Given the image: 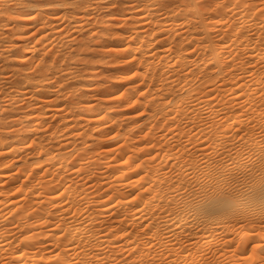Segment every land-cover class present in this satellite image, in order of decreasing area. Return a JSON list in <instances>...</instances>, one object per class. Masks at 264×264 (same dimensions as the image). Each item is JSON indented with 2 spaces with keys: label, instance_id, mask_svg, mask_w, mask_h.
<instances>
[{
  "label": "bare ground",
  "instance_id": "1",
  "mask_svg": "<svg viewBox=\"0 0 264 264\" xmlns=\"http://www.w3.org/2000/svg\"><path fill=\"white\" fill-rule=\"evenodd\" d=\"M15 4L11 22L0 6V31L22 34L8 43L22 62L0 105L29 107L0 111V264H171L193 251L177 263L220 264L219 232L223 251L263 249L264 0ZM102 7L108 19L92 20ZM32 30L40 39L21 48ZM70 34H84L76 49ZM86 54L117 63L107 93Z\"/></svg>",
  "mask_w": 264,
  "mask_h": 264
},
{
  "label": "rangeland",
  "instance_id": "2",
  "mask_svg": "<svg viewBox=\"0 0 264 264\" xmlns=\"http://www.w3.org/2000/svg\"><path fill=\"white\" fill-rule=\"evenodd\" d=\"M16 1L17 0H5V1H3L1 4H0V6L1 7H7V6H9L10 8H9V11L8 12H10V13H8L7 12V16H8V18H9V20H10V22L12 21V18L13 19H15L14 17H16V15H18V14H16ZM12 2V3H11ZM15 4V5H14ZM14 6V7H13ZM0 7V8H1ZM107 9V10H105V9ZM102 7V8H100V9H95L92 13H94L93 15L91 14L90 16L92 17L91 19L92 20H94V18L95 17H93L94 15H99L100 16V19H98V20H101V19H105V17H102V16H106V18L108 17V15H109V12H108V8H106V7ZM15 9V10H14ZM12 10H13V12H12ZM24 11H26L27 12V10L28 9H23ZM98 10H99V12H98ZM16 11V12H15ZM15 13V14H14ZM9 14L12 16H9ZM15 15V16H14ZM99 16H96L97 18H99ZM118 20H119V18H120V15H118ZM108 19V18H107ZM84 20V18L82 19V17H79L76 21H74L73 23H72V26L73 27H76V26H79L82 22H84L83 21ZM106 20V19H105ZM118 20L116 21V26H122V24L120 23V22H118ZM79 22V23H78ZM77 23V24H76ZM117 23H118V25H117ZM120 23V24H119ZM89 26V25H88ZM11 28V27H10ZM36 29L38 28V26H36L35 27ZM34 28V30L36 31V29ZM88 28V27H87ZM6 30V31H5ZM5 30H3V31H0V68H4V71L5 72H3L2 73V79L0 80V87L1 88H3L4 90L6 89L7 91H9L10 89H9V87L11 86V83H12V79H14V77L12 76V70H13V66H14V68L16 69V68H19V67H21V64H20V62H22L21 60H19L20 58H17V57H14V55L12 54V53H10V52H12L13 50L11 49V48H9V44L11 43V42H9V41H12V40H14V41H16V39L18 38V36L20 37L21 35H19V34H15V35H13L12 34V31L10 30V29H5ZM34 30H32V32H30V33H32V34H30V33H28V35L27 36H25V37H28V38H26L25 40H22V42L20 41V44L22 45L21 46V48H23L24 49V47H32L34 44H35V42L36 41H38L40 38L38 37L39 35H34L33 33L35 32ZM87 31V30H86ZM4 32V33H3ZM5 32H7V34L5 35ZM45 32L46 31H44V34H45ZM2 33L4 34V35H2ZM47 33V32H46ZM42 34H43V32H42ZM16 35H18V36H16ZM71 35V36H70ZM70 35H66L64 38H62V40H63V42L65 43V44H67L68 46H69V48L70 49H76V46H78L77 45V41H78V39L80 38V36H81V38H82V36L84 35V34H79V35H74V34H70ZM77 37V39L74 37ZM17 37V38H15V37ZM70 36V37H69ZM73 36V37H72ZM6 37H8V38H6ZM12 37V38H11ZM23 37H24V35H23ZM54 37L55 36H53V37H51L50 39H49V41H48V43H50V48H48V49H46V51H48V50H51V48L53 47V45L57 42V41H54ZM58 40V39H57ZM24 41V42H23ZM68 41V42H67ZM72 41H75V42H72ZM9 43L8 45L7 44H4V43ZM29 43V44H28ZM57 44V43H56ZM73 44V45H72ZM4 45H6L5 47H4ZM30 45V46H29ZM32 45V46H31ZM3 46V47H2ZM55 47H57L56 45H54ZM72 46V47H71ZM22 49V50H23ZM66 50V49H65ZM35 51V52H34ZM34 51H32L31 52V54H30V59H31V57L33 58L34 57V62H36V57L35 56H39V54H41V55H43L44 53H42V50L41 51H39V52H36V49L34 50ZM45 51V52H46ZM8 52V53H7ZM86 51H84V53H85ZM36 53V54H35ZM39 53V54H38ZM87 53V52H86ZM8 54V55H7ZM35 55V56H34ZM81 56H82V59H83V57H84V55L85 54H80ZM87 55V60H97V62H99V63H97V70H98V72H99V76H97V77H95L94 79H95V81H98V82H96L97 84H101V86L99 87L100 88V90H102V91H104L105 93H107V91H108V89H109V84H110V81H105V82H103L102 81V78H108L109 80H111V75L112 74H114L113 72H115L116 71V67H117V63H115V62H112L111 61V57L110 56H108V55H106L105 57H107L106 59H104L105 57L104 56H97V57H95L94 58V56H91V55H89V54H86ZM8 56H10V58H8ZM81 56H78V57H76V58H74V59H72L71 60V62H73L72 63V66L76 69V70H78V71H80V70H82V72L84 73V75H87L88 74V71L90 70L89 68H86V67H84V64H82V63H79V61H81ZM4 57V58H3ZM85 58V57H84ZM2 59V60H1ZM86 59V58H85ZM100 60V61H99ZM110 61V62H109ZM11 63V64H10ZM76 63V64H75ZM109 63V64H108ZM13 64V65H12ZM35 64V63H34ZM18 65V66H17ZM8 66V67H7ZM17 66V67H16ZM101 67V68H100ZM7 68V69H6ZM86 68V69H85ZM99 68H100V70H99ZM9 69V70H8ZM12 69V70H11ZM88 69V70H87ZM110 69V70H109ZM11 70V71H10ZM85 70V71H84ZM105 70V71H104ZM109 70V71H108ZM115 70V71H114ZM29 71V70H28ZM108 73H107V72ZM9 72H11L10 74H8ZM103 72H106V74L105 73H103ZM87 73V74H86ZM4 74V75H3ZM8 74V75H7ZM104 74V75H103ZM7 78H6V77ZM92 78V77H91ZM100 81H101V83H100ZM108 82H109V84H108ZM104 83V84H103ZM8 84H10V85H8ZM106 84V85H105ZM6 85V87H4ZM103 85V86H102ZM103 87V88H102ZM101 95H103V94H101ZM52 96H55V94L54 95H52ZM103 97L104 96H102L101 98L103 99ZM70 99H73L72 97H69ZM5 99H7L4 103H1V105H0V111L3 109V107L4 108H11L12 106H14L15 104V107L18 109V111H20L19 113L20 114H25L24 112H27V110H28V107L29 106H27L26 105V103H25V100H23L24 102H22V100H19L17 103H14L13 105L10 103L11 101H10V99H9V96H6L5 97ZM8 101V102H7ZM21 102H22V104H21ZM92 102H94V101H91V103ZM3 104H5L4 106H3ZM18 104V105H17ZM9 105V106H8ZM24 105H26L27 107H25ZM3 106V107H2ZM7 106V107H6ZM25 108H27V109H25ZM24 111V112H23ZM9 120V119H8ZM91 124H93V123H91ZM241 222V221H240ZM239 222V224L238 225H236L235 227H237L236 229H235V227H234V229H233V233H232V235L233 234H235V236H237V238L233 235V237L234 238H236V240L235 241H239V240H237L238 239V237H239V235H240V233H241V231L244 229V225H246L247 224V222L246 221H242L243 222V224H242V222L240 223ZM246 223V224H245ZM264 223V222H263ZM263 223H258V224H263ZM262 226H264V225H261L260 227H261V230H262V233L264 232V227H262ZM223 229V228H222ZM224 230V229H223ZM223 230H221L220 229V231H223ZM226 230V229H225ZM236 232H235V231ZM219 231V230H218ZM239 234V235H238ZM216 235V234H215ZM231 236V235H230ZM215 237H217V239H216V244L218 245H215L212 249H211V251H213V252H215L214 250H216V253L215 254H217V253H220L221 254V252L223 253L222 255H219V256H217L219 259L218 260H222V262H224L225 264H264V258L262 259V256L264 257V247H263V249H256L255 250V248H254V246L251 244V242H250V247L248 246L247 248H241V247H236L237 246V242H233L234 243V245H232V247H229V248H231L230 250H228V248L227 249H225L224 251H223V249L221 250L220 248L222 247H224V246H222V245H224L225 243V240L226 239H228V238H226L225 236H224V232H219V233H217V235L216 236H214V240H215ZM232 237V236H231ZM263 237H264V234H263ZM224 238H225V240H224ZM228 241V240H227ZM226 241V242H227ZM218 242V243H217ZM224 243V244H223ZM236 243V244H235ZM252 243H254V242H252ZM202 244V242L200 243V245ZM221 246V247H220ZM251 246H252V248H251ZM233 248H235V250L233 249ZM238 248V249H237ZM254 248V249H253ZM161 249H163V250H161ZM255 250V251H253V250ZM160 250H161V252H164V250H166V248L165 247H161L160 248ZM221 250V251H220ZM228 250V251H227ZM241 250V251H240ZM211 251L210 252H208V253H206V255H210V253H211ZM219 251V252H218ZM227 251V252H226ZM239 251V252H238ZM243 251V252H242ZM165 252H168V250H166ZM192 252V251H191ZM190 252V253H191ZM194 252V251H193ZM192 252V253H193ZM237 252L239 253V255L237 254ZM245 252V253H244ZM189 253V254H190ZM192 253H191V255H188V254H186V256L184 255V254H182V256L180 257L179 256V258L177 257L176 259H177V261L175 260V258H174V262H175V264L178 262V260H180V259H183V258H189V257H187V256H192ZM242 253V254H241ZM256 253L258 254V257H260L259 259L262 261H260V260H258L257 259V255H256ZM237 254V255H236ZM193 255H194V253H193ZM256 257V258H254V256ZM240 256V257H239ZM241 256H243L242 258H241ZM253 256V257H252ZM192 257H194L195 258V255L194 256H192ZM225 257H227V259L225 258ZM237 257V258H236ZM239 257V258H238ZM247 258V259H245V258ZM249 257V258H248ZM252 257V258H251ZM191 258V257H190ZM221 258V259H220ZM222 258H225V261L222 259ZM241 258V259H240ZM256 259V261L254 260V259ZM245 259V260H244ZM253 262H252V261ZM258 260V261H257ZM174 262L173 263H171V264H174ZM221 262V263H222ZM220 263V264H221ZM224 263H222V264H224ZM178 264V263H177ZM215 264V263H214ZM219 264V263H218Z\"/></svg>",
  "mask_w": 264,
  "mask_h": 264
}]
</instances>
